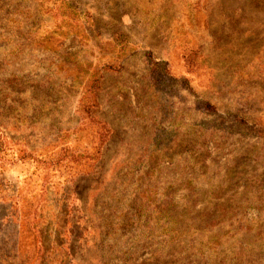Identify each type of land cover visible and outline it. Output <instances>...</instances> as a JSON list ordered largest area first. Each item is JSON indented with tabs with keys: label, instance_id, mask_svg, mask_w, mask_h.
<instances>
[{
	"label": "rangeland",
	"instance_id": "374dc122",
	"mask_svg": "<svg viewBox=\"0 0 264 264\" xmlns=\"http://www.w3.org/2000/svg\"><path fill=\"white\" fill-rule=\"evenodd\" d=\"M0 134V264H264V0H0Z\"/></svg>",
	"mask_w": 264,
	"mask_h": 264
},
{
	"label": "trees",
	"instance_id": "16d2710c",
	"mask_svg": "<svg viewBox=\"0 0 264 264\" xmlns=\"http://www.w3.org/2000/svg\"><path fill=\"white\" fill-rule=\"evenodd\" d=\"M93 87H90V88H88L85 92H84V94H86V93H88V92H93ZM92 107H95V106H93L92 105ZM85 113H86V117L85 118H87L88 119V122H87V126H88V128H90L91 129V131H92V135H93V137H92V143H91V145L88 147V148H86L85 150H84V152H91L92 154L91 155H93L94 156V154H96V153H98L99 152V150H100V147L103 145V143H104V137L102 138L101 136L103 135V134H106L107 132H108V130H107V128H106V126H105V123L104 122H102L101 120H99L98 118H96V117H93V115H92V113H91V111L89 110V109H82ZM3 147V144H2V137H1V134H0V151H1V148ZM21 155H20V158H24L26 155V151H25V149H21ZM1 154V153H0ZM66 155H68L69 157H71V158H73L74 159V157H81V156H83V155H85V154H82V153H78V152H76V151H73V150H71V149H69V148H67V147H64V146H62L60 149H59V151H58V153L56 154V156L54 157V158H52V161H50V163L51 162H53L54 163V165H56V164H58L61 160H63L64 159V157H66ZM1 156V155H0ZM34 160H35V158H33ZM37 161H40V159L39 158H37ZM196 204V201L195 202H193V205H195ZM190 207H192V206H190ZM217 207V209L219 210V211H221L222 210V208L221 207H219V206H216ZM225 211L227 210V209H224ZM199 212H201V210H197V213H199ZM189 215V213L187 212L186 213V216H188ZM198 218V221H197V223L195 222V221H193L194 220V218L193 219H190V217H189V219L191 220L190 222H187V220H186V222L183 224V225H185V227H187V229L185 230V231H180V229L182 228V226H178V229H176V234L172 237V239L173 240H175V239H177L178 238V236L182 233V232H188L189 230H190V232H194V231H196V230H201L202 229V227H204V228H206V227H209V226H213V225H216V226H218V230H217V232H215V233H212L211 235H213V238H215V240L218 242V238H220V236L222 235V234H230L231 236H233V235H235L236 234V232H237V230H233L232 232L231 231H229V230H223L222 231V227H221V223L222 222H224V221H229V224H230V226L231 227H233V220H235V218H231V217H228V216H226V215H223V216H219V217H217V218H213V219H208L207 218V213H204V214H202V216H200V217H197ZM262 230H264V223H262V224H258L257 225V228H256V230L254 231L255 233H256V235L258 236V237H260V235H261V233H262ZM251 232H252V229H251V226H246L245 227V230H244V232L241 234V236L239 237V236H237V244L240 246V247H242V249L243 248H246L247 249V247H245L247 244H249V240H250V235H251ZM172 240V241H173ZM191 242L193 241L192 239L190 240ZM219 244H221V241L219 242ZM223 251H219V254H221ZM241 251H238L237 253H236V264H238V263H240L244 258H249V256H247L246 257V255H243L242 257H241ZM222 262H224V256H222L221 258H220V264H222Z\"/></svg>",
	"mask_w": 264,
	"mask_h": 264
}]
</instances>
